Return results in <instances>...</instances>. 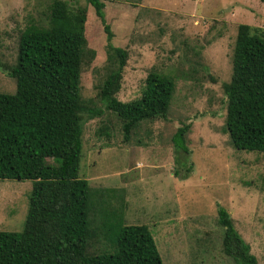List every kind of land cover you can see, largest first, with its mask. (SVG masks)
Instances as JSON below:
<instances>
[{
	"label": "rangeland",
	"instance_id": "obj_1",
	"mask_svg": "<svg viewBox=\"0 0 264 264\" xmlns=\"http://www.w3.org/2000/svg\"><path fill=\"white\" fill-rule=\"evenodd\" d=\"M49 1L0 0V92L14 91L7 71L18 35L29 23L45 24ZM64 1L86 8L79 93L99 110L89 118L81 114L78 176L102 191L100 211L93 207L88 214L96 235L87 250H110L114 211L121 225L148 228L162 264H232L221 249V206L257 264H264V152L229 143L222 91L236 26L264 28V0H101L103 22L85 0ZM104 24L111 44L126 52L118 100L138 97L149 71L173 81L165 118L140 120L126 139L120 120L96 95L107 65ZM182 124L188 125L186 153L175 152L170 140ZM103 126L107 135L98 133ZM30 185L0 179V230L21 229Z\"/></svg>",
	"mask_w": 264,
	"mask_h": 264
},
{
	"label": "trees",
	"instance_id": "obj_2",
	"mask_svg": "<svg viewBox=\"0 0 264 264\" xmlns=\"http://www.w3.org/2000/svg\"><path fill=\"white\" fill-rule=\"evenodd\" d=\"M85 2L103 22V2ZM85 15V6L50 0L45 24L29 23L18 35L15 61L7 71L14 91L0 92V179H28L31 185L21 229L0 230V264H162L148 228L121 225L114 211L110 219L116 223L107 240L110 250H87L96 235L88 214L93 207L100 211L102 191L92 190L78 176L81 114L86 112L89 118L99 113L79 93ZM103 30L107 65L96 95L120 120L126 139L140 120L165 118L173 81L169 75L149 71L138 97L118 100L126 52L111 44L106 24ZM222 91L223 129L229 143L236 149L264 152V28L237 24L231 74ZM187 129L182 124L171 135L175 152L188 151ZM98 133L107 135L106 126ZM216 210L223 228V253L232 264H257L227 211L221 206Z\"/></svg>",
	"mask_w": 264,
	"mask_h": 264
}]
</instances>
